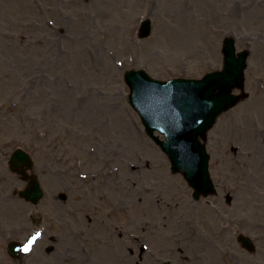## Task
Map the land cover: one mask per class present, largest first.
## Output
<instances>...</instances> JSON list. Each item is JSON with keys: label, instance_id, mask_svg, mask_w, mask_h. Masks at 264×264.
Listing matches in <instances>:
<instances>
[{"label": "rangeland", "instance_id": "1", "mask_svg": "<svg viewBox=\"0 0 264 264\" xmlns=\"http://www.w3.org/2000/svg\"><path fill=\"white\" fill-rule=\"evenodd\" d=\"M228 35L249 51V96L203 140L217 194L195 200L124 75L200 78L222 68ZM0 146L5 164L30 151L45 190L38 211L20 200L14 237L39 232L33 255L8 256L5 238L0 264H264V0H0Z\"/></svg>", "mask_w": 264, "mask_h": 264}, {"label": "water", "instance_id": "2", "mask_svg": "<svg viewBox=\"0 0 264 264\" xmlns=\"http://www.w3.org/2000/svg\"><path fill=\"white\" fill-rule=\"evenodd\" d=\"M151 31V22L146 20L141 37L149 36ZM224 54L223 69L207 73L202 79L162 81L143 69L126 72L132 91L130 102L141 115L147 133L169 156L172 171L184 174L197 199L215 191L209 170L210 155L201 139H206L220 114L241 100L240 95L233 93L234 89L245 87L248 51L237 55L234 39L227 38ZM156 131L165 134L166 139H161ZM16 159L28 162L30 156L18 150ZM35 190L39 199L43 192L37 183ZM241 242L246 248L255 249L249 237H241Z\"/></svg>", "mask_w": 264, "mask_h": 264}, {"label": "flooded vegetation", "instance_id": "3", "mask_svg": "<svg viewBox=\"0 0 264 264\" xmlns=\"http://www.w3.org/2000/svg\"><path fill=\"white\" fill-rule=\"evenodd\" d=\"M3 148L0 147V245L4 244L6 235H14L16 232H19L20 227V194H19V184L15 183L13 180L9 179L5 173L6 169L10 170V167L6 168L5 163L3 162ZM12 172V171H11ZM13 174L21 177L19 174L12 172ZM14 176V175H13ZM20 178V179H21ZM22 180H24L22 178ZM25 184H26V180ZM7 184V185H5ZM64 196V195H63ZM5 214L11 215L10 227L5 228L4 220ZM5 217V218H4ZM0 259H4L0 256Z\"/></svg>", "mask_w": 264, "mask_h": 264}, {"label": "snow or ice", "instance_id": "4", "mask_svg": "<svg viewBox=\"0 0 264 264\" xmlns=\"http://www.w3.org/2000/svg\"><path fill=\"white\" fill-rule=\"evenodd\" d=\"M40 236L39 232H36L35 235H33L29 240L28 243L24 245L23 251L25 253L29 252L32 248L33 243L36 241L37 237Z\"/></svg>", "mask_w": 264, "mask_h": 264}, {"label": "bare ground", "instance_id": "5", "mask_svg": "<svg viewBox=\"0 0 264 264\" xmlns=\"http://www.w3.org/2000/svg\"><path fill=\"white\" fill-rule=\"evenodd\" d=\"M251 191V190H250ZM216 264H220L217 260H216Z\"/></svg>", "mask_w": 264, "mask_h": 264}]
</instances>
